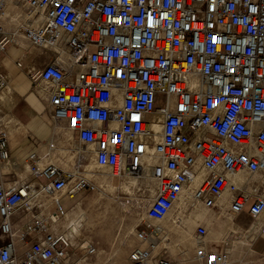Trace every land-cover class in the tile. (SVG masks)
Segmentation results:
<instances>
[{"label":"built area","instance_id":"2783aa9c","mask_svg":"<svg viewBox=\"0 0 264 264\" xmlns=\"http://www.w3.org/2000/svg\"><path fill=\"white\" fill-rule=\"evenodd\" d=\"M10 1L23 18L7 30L0 0V52L18 34L54 54L29 75L54 130L64 127L98 170L140 177L146 165L156 181L130 264H230L203 223L189 256L171 253L174 233L158 222L181 197L175 225L193 209L246 215L264 242V0ZM8 83L0 72V92ZM41 156L25 158L29 179L0 176V264H76L95 252L56 227L64 197L96 189L83 157L62 169ZM4 165L0 121V171Z\"/></svg>","mask_w":264,"mask_h":264},{"label":"rangeland","instance_id":"374dc122","mask_svg":"<svg viewBox=\"0 0 264 264\" xmlns=\"http://www.w3.org/2000/svg\"><path fill=\"white\" fill-rule=\"evenodd\" d=\"M16 17L18 19L16 20L15 18L14 21L11 22V28H14L19 23L20 18L23 17L22 7H20V11L17 12ZM30 47L32 46L29 45V49ZM53 55L54 54L52 52L38 49L36 54L31 55L33 65L32 71L35 72L45 65ZM0 72L6 74L8 81H10V76L2 65H0ZM0 95L4 96L5 100L9 99L8 90L1 91ZM8 113L9 112L7 110L5 111L4 108H2L0 111V121L6 127V130L10 135V133L14 132V130L20 131L22 126ZM50 137V140L44 144L45 148L41 151V155L45 156L46 158H50L51 154L53 155V162H48H51L62 169H67L63 165V161L66 159L67 155L70 154L73 155V158L71 161L69 160V166H71L77 155H81L83 157V165L85 167L93 165V155L87 151L85 147L77 145L73 138H71L70 133L66 131L64 127L57 133L54 132V135ZM48 149L50 151H47ZM60 149H64L70 153L66 156H60ZM73 149L75 150V154L72 153ZM26 169V164L23 163L20 170L25 171ZM91 170L97 171L98 174L102 175L100 180L101 182L105 183V185L110 179L113 182L117 180L118 186H104L101 188L92 178H90L96 184V189L94 191H83L78 193L72 200L63 201L65 212L69 213L72 210L67 219V229L71 233H75L71 230L70 223H74V225L77 227V232L71 237L72 243L74 246H77L83 242L94 245V254L88 257L83 255L78 257L88 262V264H128L127 259L129 258V252L136 245L134 240L136 225L138 222L144 220L146 201L152 194L150 191L151 180H146V182H148L146 186L150 190L146 189L147 191H144V189L142 190V187L140 188L136 186L125 189L121 186V183L126 181L128 183L131 180L127 179L128 177L122 176L120 178H116L106 170L100 171L95 166H93ZM25 176L26 179H29V172H27ZM21 181H23V179L17 175L16 183ZM132 184H134L133 180L131 185ZM189 212L190 210L187 211V214H189ZM197 214H199V218L205 216V220L203 221L207 228V233L210 232L212 235H217L220 230L223 231V233L226 231L225 237L228 236L227 233H230L231 230H229L230 228L227 221L228 215L225 217H217V213H206L203 210L197 211ZM208 219H210V221H208ZM234 220L238 222L243 228L248 226V224L251 222L246 215H242L238 218H235ZM181 227L185 228V222ZM163 229L169 230L165 226ZM232 238L235 239L237 244L242 246V242L244 241L243 239H238L241 242H237L238 240L235 237L232 236ZM176 239L177 237H175L174 233L171 236V244L169 245L172 254H177L178 251L182 249L179 248V246H177L175 243ZM251 240H254V238H250V241ZM181 241L182 245L183 243L190 244L189 239L185 236L182 237ZM259 241L261 246L264 245L262 240ZM243 243L244 244L242 247H246L247 249L251 248L250 245L248 246V244L245 243V241ZM222 245L228 250L224 243H222ZM172 248H175V252L172 251ZM184 251L185 255H187L190 254L191 249H185ZM241 262H244V264H264L263 251L260 249H255L251 253L245 252L241 258ZM236 264L241 263L239 262Z\"/></svg>","mask_w":264,"mask_h":264},{"label":"crops","instance_id":"0c3cea01","mask_svg":"<svg viewBox=\"0 0 264 264\" xmlns=\"http://www.w3.org/2000/svg\"><path fill=\"white\" fill-rule=\"evenodd\" d=\"M7 17L4 21L5 28L11 31V19L9 16H14V19H18L16 17L17 12L20 11V7L14 2H8L6 6ZM19 9V10H18ZM9 12V13H8ZM13 12V13H12ZM9 15V16H8ZM22 18V17H21ZM10 27V28H9ZM15 45H9L4 52H0V65L8 72L10 76V81L7 90L9 91V99L5 101H1L2 95H0V111L2 108L8 111L16 122H18L22 127L20 131L14 130V132L8 134V150L10 155V165H4L1 167L0 176L2 180L6 183H15L17 175L22 178L23 180L26 179L25 174L27 173V169L25 171H21V165L25 163V158L31 152H37L41 155L42 149L45 148L44 144L48 140H50V136L54 135V132L57 133L61 129L54 130L52 126V122L50 121L46 109H45V102L41 101L37 96L36 92H39V88L34 86L31 79L30 74L32 71V54H36L38 49L30 47L29 44L22 38L15 39ZM19 62V66L17 63ZM44 66V65H43ZM30 88V91H29ZM52 141V140H51ZM43 144V145H42ZM52 147V144H51ZM34 150V151H33ZM47 151H50L49 149ZM68 152V153H67ZM69 151L66 150H59L60 156H66L69 154ZM70 155V154H69ZM67 155L66 159L63 161V165L66 168H69V160H72L73 155ZM42 161H51L53 162V155H50V158H46L45 156H41ZM12 165H16V167H12ZM91 166V165H89ZM89 166L87 169L92 171ZM93 172V171H92ZM150 176L151 173L147 172ZM148 180V179H146ZM140 181L137 183L138 185H147L148 182ZM151 180V187L154 185L153 180ZM100 183L101 180L97 179ZM146 182V183H145ZM108 186L113 187V183L111 181L107 182ZM187 198L182 197L179 199L178 202L175 204V208L168 212L167 216L158 222L159 225L162 227H167L169 230L175 233V237H177L175 243L182 249H192L194 247V243L190 238V233L194 229L197 224H204L205 216L199 218V214L197 211H201V209H193L189 212L188 218L185 220V228L181 226H177L172 222V214L177 212L178 209H182L186 206ZM222 202L226 204L228 202V194H225L222 198ZM48 203V202H46ZM208 213V212H206ZM222 215L225 217L227 214L222 211ZM242 216V215H241ZM240 217V216H238ZM235 217V218H238ZM233 216L228 215L227 221L229 224L230 233H227V237H225L226 231H219L216 235H212L208 232V238L210 241L214 243H224L228 248V253L230 257V264L241 263V258L245 252L251 253L255 249H260L263 251L264 254V245L261 246L260 239L256 236L257 232V225L255 222H250L248 226L243 228L238 222H236ZM210 221V219H208ZM155 223V222H154ZM254 223V230L251 233H247L246 231L250 227L251 224ZM57 228L60 230L67 231L71 237L75 235V233H71L67 228H65L64 218L57 223ZM174 229V230H173ZM245 229V230H244ZM236 231V232H235ZM187 232V233H186ZM242 233L246 236L249 235L248 240L247 237H239L238 239H243L245 243L250 245L251 248L247 249L246 247L240 246L235 242V239L231 237V233ZM186 237L189 239L190 244L183 243L182 245V237ZM250 238H254V240L250 241ZM237 242H241L238 240ZM261 247V248H259ZM172 251L175 252V248H172ZM189 256V254L185 255L184 257ZM192 260L188 261L187 264H194L191 262ZM128 264H130L129 260L127 259Z\"/></svg>","mask_w":264,"mask_h":264},{"label":"bare ground","instance_id":"6f19581e","mask_svg":"<svg viewBox=\"0 0 264 264\" xmlns=\"http://www.w3.org/2000/svg\"><path fill=\"white\" fill-rule=\"evenodd\" d=\"M8 2H11L10 0H6V6H7V4H8ZM7 10V9H6ZM8 11V10H7ZM9 13V12H8ZM13 13V12H12ZM9 16V15H8ZM15 16V15H14ZM14 16L12 15V16H9L10 17V19H11V21H14ZM23 18V17H22ZM22 18H20V21H19V23L11 30L12 32H16V28L18 27V25L20 24V22H21V20H22ZM17 20V19H16ZM10 28V27H9ZM16 38H22L20 35H16V36H14V41H15V39ZM23 39V38H22ZM62 60H64V57H60ZM65 61V60H64ZM9 90V89H8ZM9 92V91H8ZM2 100V102L3 101H5V98L4 97H2L1 98ZM59 129H62L61 127L59 128ZM72 153L73 154H75V150L73 149L72 150ZM72 158H73V156H72ZM46 162H48V161H46ZM25 164H26V168H27V172H29V168H28V163H27V160H25ZM148 164H150L149 163V161H148ZM93 166H95L94 164L92 165V166H89V168L90 169H92V167ZM86 168V170H87V174H88V177L89 178H92L97 184H98V186L99 187H107L108 186V183L105 185V183H103V182H98L97 181V179H100V177L102 176V175H100V174H98V172L97 171H90L89 169H87V166L85 167ZM147 172H150L149 170H148V168H147V166L145 165L144 166V168H143V171L140 173V177H133V176H126V177H128L127 179H131L128 183H127V181L126 182H122L121 183V186L122 187H124L125 189H129L130 187H144L145 189H147V190H150V189H148V187L147 186H145V185H138L137 183L139 182V180L140 181H144V180H146V179H152L153 180V183H154V185H152V187H151V192H153L154 191V189L156 188V181L154 180V178L152 177V175L150 176ZM132 180H133V182H134V184H132L131 185V183H132ZM109 182L111 181V183H113V186L114 187H117L118 186V182H117V180H115L114 182L112 181V180H108ZM120 184V183H119ZM126 184H128V185H126ZM74 198V197H73ZM73 198H71V197H64V199H63V201H65V200H72ZM182 198V197H181ZM72 211V210H71ZM71 211L69 212V213H67V212H64V215H63V218H64V223H65V228H67L68 227V221H67V219H68V216L70 215V213H71ZM62 219V218H61ZM60 219V220H61ZM59 220V221H60ZM58 221V222H59ZM70 227H71V230L73 231V232H77V230H76V226L74 225V223H70ZM245 230V229H244ZM254 230V223L253 224H251L250 225V227L248 228V230L246 231L247 233H251L252 231ZM236 232V231H235ZM235 232H232V235H231V237L233 236V237H235V238H238L237 237V235L239 234V237H249V235L250 234H248V236H246L245 234H242V233H235ZM187 233V232H186ZM69 234V233H68ZM252 234V233H251ZM70 235V234H69ZM71 236V235H70ZM248 240V239H247ZM76 264H88V262H86L85 260H83V259H80V258H78L77 259V261H76Z\"/></svg>","mask_w":264,"mask_h":264}]
</instances>
